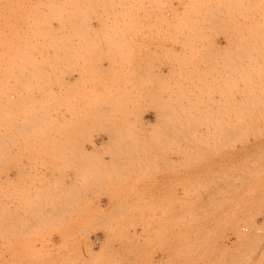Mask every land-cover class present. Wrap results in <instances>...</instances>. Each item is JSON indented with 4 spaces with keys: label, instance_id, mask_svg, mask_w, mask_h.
<instances>
[{
    "label": "rangeland",
    "instance_id": "374dc122",
    "mask_svg": "<svg viewBox=\"0 0 264 264\" xmlns=\"http://www.w3.org/2000/svg\"><path fill=\"white\" fill-rule=\"evenodd\" d=\"M110 1L0 2V264H264V0Z\"/></svg>",
    "mask_w": 264,
    "mask_h": 264
},
{
    "label": "crops",
    "instance_id": "0c3cea01",
    "mask_svg": "<svg viewBox=\"0 0 264 264\" xmlns=\"http://www.w3.org/2000/svg\"><path fill=\"white\" fill-rule=\"evenodd\" d=\"M109 141L110 140H109V137L108 136H102L101 138H98V139L94 140V143L93 144H87L86 145V149H85L84 152L87 153V154H91V156L93 158L95 156V154L100 153V152H105V150H102L101 147L102 146H105L107 144V142H109ZM115 154L117 155V153H115ZM104 157H105L106 161H109V159H110L111 156L110 155H105ZM16 171H17L16 169H14L12 171V177L15 176ZM68 186L69 187H67V188H70L71 186H73V184L72 183H69ZM80 189L87 191L88 194H87V197L86 198L82 199L81 202L76 203V204H80V205H98L99 204V202L96 201V199L94 197H89L90 195H93V193H97L98 192L97 187H94V186H92L90 184H87L86 186L81 187ZM100 203L102 205H105V206L112 204L110 202V197H108V196H103L100 199ZM96 237L102 239L103 238V235H97V236L93 235L92 236V239H95ZM53 238L55 239L56 242H58L57 239L60 238V242H61V236L54 235ZM57 246L58 245H55V248L56 249H57ZM56 249H55V252L57 251ZM97 251L98 250H96V252ZM77 252H78V249H75V253H77ZM124 252H125L124 249H118L117 248L116 251H113L112 253L114 255H116V257H117V255H120V254H122Z\"/></svg>",
    "mask_w": 264,
    "mask_h": 264
},
{
    "label": "bare ground",
    "instance_id": "6f19581e",
    "mask_svg": "<svg viewBox=\"0 0 264 264\" xmlns=\"http://www.w3.org/2000/svg\"><path fill=\"white\" fill-rule=\"evenodd\" d=\"M0 2H1V0H0ZM11 2H12V0H11ZM111 2H112V0L109 2V4H110ZM12 3H13V2H12ZM106 3H107V2H106ZM61 4H62V3H61ZM64 4H65V3H64ZM109 4H108V5H109ZM50 5H51V4H50ZM50 5H49V6H50ZM106 5H107V4H106ZM106 5H105V6H106ZM3 6H4V5H3ZM51 6H52V5H51ZM57 6L59 7L60 5L58 4ZM61 6H62V5H61ZM0 7H1V5H0ZM4 7H5V6H4ZM77 7H78V6H77ZM77 7H75V8L72 10V12H76ZM70 8H71V7H70ZM70 8H69V10H70ZM59 9L62 10L61 8H59ZM59 9L57 8L56 11L54 12V9H53L52 7H50L49 10H46V11H45V13H44V17H43V11H42V9H41V10L39 9L40 14H42L41 16H39V17H41V18H40V21H39V22L41 23V24H40L41 28L43 27V24H42L43 22L46 23V25H47L48 23H52V22H53V19H54L55 17L53 18L51 15H53L54 13L56 14V17H59V13L61 12ZM75 9H76V10H75ZM78 9H79V8H78ZM69 10H68V11H69ZM74 10H75V11H74ZM87 10H88V9H87ZM87 10H86V11H87ZM1 11H2V10H1ZM10 11H13V9L10 10ZM37 11H38V10H37ZM37 11L35 12V14L39 13V12H37ZM68 11H67V12H68ZM70 11H71V10H70ZM78 11L80 12L81 10H78ZM82 11H85V10L82 9ZM93 11H96V10L94 9ZM107 11H110V10H107ZM6 12H7V11H6ZM67 12L65 13V10H64L63 14H64V13L67 14ZM72 12H71L70 14H74V13H72ZM79 12H76V14L78 15ZM3 13H5L4 10H3ZM68 13H69V12H68ZM84 13H88V12H84ZM1 14H2V13H1ZM35 14H34V15H35ZM40 14H39V15H40ZM70 14H69V16H71ZM79 14H80V13H79ZM81 14H82V13H81ZM30 15H31V14H30ZM1 16H2V15H1ZM31 16H32V17H31ZM31 16H30V19L28 18L29 20L26 18V21H24L26 24H29V21H31V19H32V20L34 19V18H33V15H31ZM35 16H36V15H35ZM67 16H68V15H67ZM60 17H62V16H60ZM0 18H1V17H0ZM3 18H4V16H3ZM37 18H38V17H37ZM68 19H69V18H68ZM35 20H36V19H35ZM38 20H39V19H38ZM38 20H36V22H37ZM56 20L59 21V19H56ZM64 20H66V19H64ZM4 21H5V20H3V22H4ZM6 21H7V20H6ZM54 21H55V19H54ZM57 21H56V22H57ZM60 21H61V20H60ZM1 23H2V22H0V24H1ZM3 24H4V23H3ZM3 24H2V25H3ZM8 24H9V23H8ZM4 25H5V24H4ZM6 25H7V24H6ZM30 25H31V24H30ZM7 26H8V25H7ZM12 26H13V25H12ZM12 26H11V27H12ZM31 26H32V25H31ZM37 27H38V26H37ZM37 27H35V28L38 29ZM28 28H29V27H28ZM15 29H16V28H15ZM30 29H31V28H30ZM33 29H34V28H33ZM39 30H40V28H39ZM42 30H44V29H42ZM40 31H41V30H40ZM34 32H35V31H34ZM34 32H33V33H34ZM35 33L37 34V32H35ZM35 33H34V34H35ZM139 35H140V34H139ZM34 36H35V35H34ZM34 36H33V37H34ZM148 36H149V35H148ZM34 38H35V37H34ZM140 38H141V37H140ZM25 39H26V37H25ZM11 42H12V41H11ZM14 43H15V42H14ZM14 43H13V44H14ZM170 43H171V42H170ZM175 43H176V42H175ZM185 43H186V42H185ZM0 44H1V43H0ZM186 44H187V43H186ZM134 45H136V44H134ZM161 45H162V44H161ZM10 46H11V45H10ZM10 46H9V47H10ZM31 46H32V45H31ZM138 46H139V45H138ZM20 49H23V48L20 47ZM20 49L17 50V53H20V51H19ZM8 50H9V49H8ZM27 50H28V49H27ZM18 51H19V52H18ZM3 52H4V51H3ZM6 53H7V52H6ZM6 53H5V54H6ZM14 53H15V52H14ZM17 53H16L15 55H17ZM27 53H30V52H27ZM27 53H26V54H27ZM8 54H9V53H8ZM4 56H5V55H4ZM9 56H10V55H9ZM12 56H13V55H12ZM10 58H12V57L10 56ZM25 59H27V58H25ZM129 59L131 60V58H129ZM134 60H135V59H134ZM93 61H94V60H93ZM114 61H115V60H114ZM126 61H127V60H126ZM94 62H95V61H94ZM115 62H116V61H115ZM14 63H15V62H14ZM92 63H93V62H92ZM95 63H96V62H95ZM124 63H125V62H124ZM141 64H142V63H141ZM128 65H129V63H128ZM12 66H13V65H12ZM14 66H15V65H14ZM16 66H17V65H16ZM169 66H170V65H169ZM155 67H156V66H155ZM170 67H172V63H171V66H170ZM9 68H10V67H9ZM18 68H19V67H18ZM6 69H8L7 66H6ZM10 69H11V68H10ZM128 69H129V68H128ZM138 69H139V68H138ZM138 69H137V70H138ZM15 70H16V69H15ZM126 70H127V69H126ZM6 71H7V70H6ZM6 71H5V72H6ZM132 71H133V70H132ZM138 71H139V70H138ZM9 74H10V73H9ZM9 74H8V75H9ZM135 74H136V72H135ZM140 74H141V73H140ZM169 74H171V73L169 72ZM10 75H12V74H10ZM94 75H95V74H94ZM99 75H100V74H99ZM142 75H143V74H142ZM172 75H173V74H172ZM89 76H90V75H89ZM154 76H156V75L154 74ZM154 76H153V78H154ZM183 76H184V75H183ZM192 76H193V75H192ZM200 76H201V75H200ZM93 77H94V76H93ZM99 77H101V76H99ZM99 77H98V78H99ZM139 77H141V76H139ZM156 77H157V76H156ZM127 78H128V77H127ZM150 78H151V77H150ZM157 78H158V77H157ZM159 78H160V77H159ZM161 78H163V77H161ZM139 80H140V78H139ZM82 81H84V80H82ZM169 82H170V81H169ZM168 87H169V86H168ZM2 91H3V90H2ZM48 100H49V99H48ZM46 105H48V104H46ZM84 108H85V107H84ZM88 109H89V108H87V111H88ZM100 109H101V108H100ZM82 110H84V109H82ZM85 110H86V109H85ZM85 110H84V111H85ZM96 112H97V111H96ZM5 118H6V117H5ZM39 119H40V118H39ZM66 122H67V121H66ZM69 122H71V121L69 120ZM72 123H73V122H72ZM79 123H80V122H79ZM81 123H82V122H81ZM93 123H94V122H93ZM158 123H160V122H158ZM158 123H157V124H158ZM169 123H170V122H169ZM16 124H17V123H16ZM30 124H31V123H30ZM37 124H38V123H37ZM58 124H59V123H58ZM90 124H91V123H90ZM61 125H62V124H61ZM68 125H69V124H68ZM72 125H73V124H72ZM82 125H83V124H82ZM70 126H71V125H70ZM22 132H23V131H21V133H22ZM45 135H46V134H45ZM0 140H2V138H1ZM13 140H14V139H13ZM109 142H110V141H109ZM109 142H107V143L109 144ZM114 142H115V141H114ZM112 143H113V141H112ZM104 145H105V144H104ZM106 147H107V146H106ZM0 150H1V149H0ZM3 150H4V149H3ZM7 157H8V156H7ZM12 161H13V160H12ZM19 203H21V202H19ZM32 203H33V202H32ZM4 229H5V228H4Z\"/></svg>",
    "mask_w": 264,
    "mask_h": 264
},
{
    "label": "flooded vegetation",
    "instance_id": "af4514ba",
    "mask_svg": "<svg viewBox=\"0 0 264 264\" xmlns=\"http://www.w3.org/2000/svg\"><path fill=\"white\" fill-rule=\"evenodd\" d=\"M42 3V2H41ZM45 5H46V0H45ZM26 10H24V12H25ZM44 13H45V11H43V17H44ZM28 19V18H27ZM26 24V23H25ZM43 25L45 24V23H42ZM28 25V24H27Z\"/></svg>",
    "mask_w": 264,
    "mask_h": 264
}]
</instances>
